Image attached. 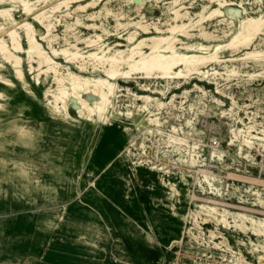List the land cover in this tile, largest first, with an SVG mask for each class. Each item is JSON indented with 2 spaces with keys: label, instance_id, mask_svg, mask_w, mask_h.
<instances>
[{
  "label": "rangeland",
  "instance_id": "374dc122",
  "mask_svg": "<svg viewBox=\"0 0 264 264\" xmlns=\"http://www.w3.org/2000/svg\"><path fill=\"white\" fill-rule=\"evenodd\" d=\"M137 1L102 0L83 10L75 9L77 4H71L67 10L62 8L51 17L56 39L50 46L61 49L72 43L86 51L91 47L82 39L93 37L94 33L102 36L103 43L113 46L115 42L125 44L123 38L133 30L141 38L155 34L153 24L166 28L170 20L165 13L171 0H145L141 6ZM181 3L187 7L184 10L193 14L209 1L182 0ZM43 5L36 7L39 10ZM210 5L214 7L215 3ZM9 6L13 8L15 23L32 21L22 13L18 3L0 1V8ZM223 9L232 15L225 12L224 21L212 18L203 23V28L189 31L191 37H182L188 44H220L222 62L207 64L203 68L208 72L205 76L195 74L190 79L117 78L109 121L79 116L72 102L68 107L69 116L54 111L49 105L50 96H44L46 90L55 86L49 75L40 73L36 80L38 72L30 70L25 55L20 54L23 83L14 78L10 65L0 58V76L10 80L8 85L0 82V264H85L88 261L98 264L97 260H102V264L175 261L197 264L202 253L206 257L223 258V251L219 250L223 244L240 254L245 261L241 264H260L259 258L264 256V234L247 223V228L235 225L234 220L240 223L235 218L239 211L217 207L228 221L223 223L221 216L213 217L215 214L202 207L207 204L190 200L194 190L203 198L209 191L205 185L193 186V172L186 179L177 175L167 178L146 165H132V153L142 151L141 135L137 134L130 142L114 139L120 126H129L131 119L137 123L145 116L138 110L145 102L133 94L158 98L165 103L160 109V118L165 119L170 110L168 117L175 121L182 113L186 117V113L185 108L171 106V99L180 101L189 93L186 103L193 104L195 112L202 117L194 128L188 129V137L200 139L204 144L215 137L219 144L216 153L210 148L197 151L204 163L202 168L209 165L219 168L215 173L220 183L215 199L241 202L244 206L264 205V183L260 182L264 181V62L241 57L246 51L264 50V33L237 51L226 46L230 35L238 29L239 19L264 14V0H229ZM116 19L121 23L140 21L148 25L151 33L144 34L134 25L117 26ZM230 20L232 25L228 23ZM90 24L99 28L89 29ZM15 25H5L0 34L4 36V31ZM34 27L37 37L43 34L39 25ZM202 31L208 34L207 38L200 35ZM39 42L51 54L47 42ZM22 44L25 46L23 38ZM55 60L63 73L70 70L82 76L103 75L97 69L91 70L89 63L80 72L61 56ZM225 66L234 67L238 73L227 75ZM213 71H218V75H212ZM141 84L148 89L141 90ZM127 109L135 113L131 119L122 115ZM150 109L153 111L155 107ZM195 144L189 140L190 146ZM124 150L127 156L121 155ZM227 173L240 181L226 180ZM249 178L260 181L250 183ZM139 228L151 231L150 243L140 245L136 240ZM156 228L168 230L169 234L161 231L155 235ZM192 253L194 260L190 257ZM225 258L230 256L226 254Z\"/></svg>",
  "mask_w": 264,
  "mask_h": 264
},
{
  "label": "bare ground",
  "instance_id": "6f19581e",
  "mask_svg": "<svg viewBox=\"0 0 264 264\" xmlns=\"http://www.w3.org/2000/svg\"><path fill=\"white\" fill-rule=\"evenodd\" d=\"M11 1L18 3L21 7L20 10L22 13L26 16H30L32 20H24L20 23H15V18L12 14L13 8L10 6L0 8V30L5 29V25L16 24L14 27H11L8 30L6 29V31H4V36L0 34V58L10 65L14 78L25 83L22 69V58L20 56V54H23L28 61L29 69L38 72L36 74V80H38L40 73L49 75L52 78V82L55 86L53 89L49 88L46 90L44 96L47 98L50 96V98H48L49 105H52L54 111L69 116L68 107L72 102L75 104V110L79 116L99 121H109L112 118L111 108L113 107V97H116L115 90L117 85L115 80L117 78H143L149 80L152 77H159V79L172 80L175 78L190 79L193 78L192 76L195 74L205 76L208 72L203 68L207 64L222 62L219 56V50L223 48V46L220 44H188L182 39V37H191L192 34H190L189 31L193 30L195 27L203 28V23L212 18H219L218 22L224 21L225 12L227 15H232L228 9L226 11L223 9L227 3L229 4V0H208V4L202 5L201 8L193 14L188 10H184L187 7L181 3L182 0H171L169 2V10L165 13L166 18L170 21L166 22L167 26L165 29H161L156 24H153V32L155 34L143 36L141 38L137 37L139 33L136 30H133L128 32L127 36L123 38L126 42L125 44L115 42L113 46L103 43L102 36L94 33L93 37L88 36L82 39L86 46L91 47V49L81 51L76 44L72 43H68L69 47L61 49H55L50 46L51 41L56 37L52 34L54 23H52L51 17H53L54 13L60 12L62 8H65L66 10L69 9L71 4H77L75 9L83 10L86 7L97 5L102 0ZM138 1V6L143 5L145 2V0ZM82 2H84V4ZM210 3H215V6H211ZM40 4L44 5L42 9L38 10L36 6ZM76 20L78 21V19ZM238 22V29L230 35L229 42L226 44V46H229L233 52L237 51L239 47L249 46L256 36L264 33V14H260L256 17L247 16L239 19ZM228 23L231 24L233 21L230 20ZM35 24L43 29V34L39 35V37H37V32L34 27ZM116 25L124 28L128 25H134L141 29L144 34L151 33L148 30V25H144L140 21L121 23L119 19H116ZM87 27L94 30L99 28L96 24H90L87 25ZM200 35L205 38L208 36L204 31L200 32ZM22 38L25 41V46L22 44ZM39 40L47 42L50 46L51 54L45 51ZM57 56H61L68 62L73 63L80 72L85 71L87 69V64L89 63L92 67L91 70L97 69L103 75L92 77L82 76L70 70H66V73L60 72L58 67L60 64L55 60ZM241 57L243 59H251L252 61L262 63L264 62V50L253 49L246 51ZM225 67L227 75L238 73L237 69L234 67L231 69H227V66ZM218 73V71H213L212 75H218ZM248 75L253 76L254 74L248 73ZM0 82L6 85L10 84V80L5 79L2 76H0ZM146 86L147 85L145 84H141V90L148 89ZM133 96L136 99L145 102L144 105L138 107V110L143 112L145 116H143L139 122L135 123L131 119V117L135 116V113L130 109H127L122 115L125 114L130 118L131 124L129 126H120L119 132L114 139L130 142L137 134H140L142 139L141 146L145 147L146 141L148 140V134L155 136L159 134L161 136L163 132L159 115L161 114L160 109L165 103L149 94H133ZM150 106H154L155 110L152 111ZM248 129L251 131V127H248ZM167 136L169 140L173 142L180 141L172 134H167ZM240 147H242V145ZM127 154V151H121V155L127 156ZM259 181L260 180L258 179L249 178L250 183H257ZM260 182L264 183V181ZM174 208L175 206L173 205L172 209ZM209 209L215 212L214 208L209 207ZM172 213L175 214V212ZM235 215V218L241 221L238 223L234 220L235 225L247 228V225L244 223L245 220L242 217L243 215ZM220 218L223 223L228 222L222 215ZM249 220L252 229L264 234V219ZM259 227L261 229H259ZM136 228L138 229L137 226ZM136 233L137 235L135 238L140 245L151 242L152 236L150 230L147 231L139 228V231Z\"/></svg>",
  "mask_w": 264,
  "mask_h": 264
},
{
  "label": "built area",
  "instance_id": "2783aa9c",
  "mask_svg": "<svg viewBox=\"0 0 264 264\" xmlns=\"http://www.w3.org/2000/svg\"><path fill=\"white\" fill-rule=\"evenodd\" d=\"M188 97L189 93H186L184 96H182V100L180 101L175 100L174 98L171 99V101H173L171 103V106L185 108L186 117H183L184 114L181 112L182 116L176 118L177 121H172V118L168 117V114L171 115L170 110L167 111V117H165V119L160 118L161 129L163 131L161 136L159 134L156 136L148 134V140L146 142H149V145L146 144L145 147L140 146L142 150L140 153H132V157L134 158V160L132 161V165H146L149 167L150 170L159 172L162 174V176H166L167 178L171 175H177L179 178L186 179L190 177V173L193 172L195 175V178L193 179V186L197 185L202 188V185H205L206 187H208L209 191L206 194L207 197L203 198L198 196L194 190L190 196L191 201L203 202L204 204H207L202 205L203 208H214L215 212L209 209L210 212L215 214L213 215V217H220L222 215L217 211V207L219 206L239 211L236 214L243 215L242 217L245 220L244 223L251 225L249 219H260V217H264V205H256L255 203H252L250 206H244V204H241V202L225 203L219 202V200L215 199L214 197V193L217 191V188L220 184L216 178L217 175L215 174L216 172H219V168L217 165H209L207 168H202V165L204 166V163L200 161V153L197 151H203L205 148H210L216 153L219 150V144L215 137L210 138L206 144H204V142L200 139L194 140L188 137V129L194 128V126L196 125L195 123H197L202 117L198 114V112H195L193 104L186 103ZM167 134H172L173 136H176L180 141L173 142L169 140ZM189 140H192L193 142L195 141V146H190ZM199 163L201 164L198 165ZM229 174L231 173H227L225 177L226 180H232L233 182L240 181L239 178L230 177ZM200 230H203V227H201ZM219 250L223 251V258H212V256L206 257V254L202 253L200 258H198L199 262L197 264L245 263V261L241 259V257H239L240 254L233 250H230L228 245H221L219 247ZM226 254L230 256L229 259L225 258ZM190 257L193 258L192 260H194L193 253L190 255ZM259 261L260 264H264V256L260 257ZM170 264L179 263H176L175 261Z\"/></svg>",
  "mask_w": 264,
  "mask_h": 264
},
{
  "label": "crops",
  "instance_id": "0c3cea01",
  "mask_svg": "<svg viewBox=\"0 0 264 264\" xmlns=\"http://www.w3.org/2000/svg\"><path fill=\"white\" fill-rule=\"evenodd\" d=\"M162 231V230H161ZM160 230H158V228H156V230L154 231V234L155 235H158V234H160V232H161ZM162 232H164L166 235H168L169 234V231L168 230H164V231H162ZM51 254L52 255H57V253H54V252H51ZM60 255V254H59ZM99 263L98 264H102V260H97ZM84 263V262H83ZM85 264H94V262L93 261H88V262H85Z\"/></svg>",
  "mask_w": 264,
  "mask_h": 264
}]
</instances>
